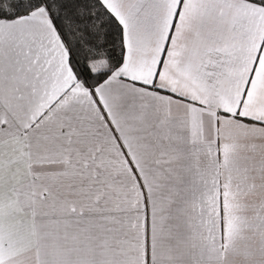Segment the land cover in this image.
I'll return each instance as SVG.
<instances>
[{
  "label": "snow or ice",
  "instance_id": "6c2138e0",
  "mask_svg": "<svg viewBox=\"0 0 264 264\" xmlns=\"http://www.w3.org/2000/svg\"><path fill=\"white\" fill-rule=\"evenodd\" d=\"M0 264H264V0H0Z\"/></svg>",
  "mask_w": 264,
  "mask_h": 264
}]
</instances>
